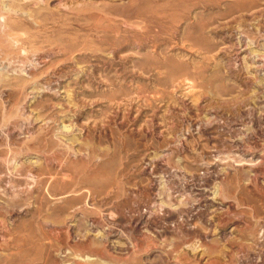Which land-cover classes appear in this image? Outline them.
Here are the masks:
<instances>
[{"label":"rangeland","instance_id":"obj_1","mask_svg":"<svg viewBox=\"0 0 264 264\" xmlns=\"http://www.w3.org/2000/svg\"><path fill=\"white\" fill-rule=\"evenodd\" d=\"M0 264H264V0H0Z\"/></svg>","mask_w":264,"mask_h":264}]
</instances>
